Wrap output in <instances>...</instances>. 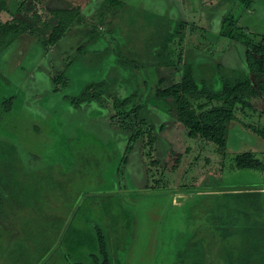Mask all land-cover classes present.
I'll return each instance as SVG.
<instances>
[{"label": "rangeland", "instance_id": "374dc122", "mask_svg": "<svg viewBox=\"0 0 264 264\" xmlns=\"http://www.w3.org/2000/svg\"><path fill=\"white\" fill-rule=\"evenodd\" d=\"M121 1L129 5L120 10L123 16L114 25L95 22L100 37L93 38L90 27L79 26L47 49L38 37L25 35L0 57V167L3 176L16 177L13 186L18 180L22 191L15 200L17 209L0 224V264L15 263L19 249L29 253L30 264H35L43 253L38 249L41 241L52 236L56 242L38 264L60 263L67 247L77 255L88 254L95 224L110 240L118 264H181L182 255L198 257L193 254L196 248L192 253L184 247L190 240L214 234L209 217L221 197L246 188L264 193V172L225 168L217 175L222 156L215 145H206L197 158L198 141L173 126L156 131L160 135L156 157L165 160L171 147L185 151L184 145L191 152L177 172L161 176L167 185L155 187L162 169L149 175V156L142 155L140 141L127 151L129 135L113 125L111 105L94 102L77 107L70 101L89 83L106 79L118 63L116 44L124 51L135 48L136 59H142L139 50L158 45L151 37L159 39L161 24L172 21L188 23L182 49L189 62L209 63L215 79L230 69H243L239 56L243 57L245 47L230 38L229 31L222 37L219 31L232 15L242 26L264 34V0H252L250 6L244 0ZM10 3L15 11L17 0ZM102 3L93 0L85 15L95 20ZM80 47L83 52L69 66V56ZM57 69H64L68 78V85L59 90L52 80ZM120 72L127 79L111 88L107 94L111 99L137 92L144 102L154 94L160 78L167 83L179 78L176 69L141 70L143 78L138 70ZM237 116L229 129V157L253 150L264 158V137L240 122L264 128V117L260 120L250 111ZM141 117L157 127L173 121L151 105L142 109ZM205 172L212 174L197 181ZM40 204H45L42 210L36 207ZM47 215L52 218L48 225L43 222ZM39 228L44 229L41 235L35 231ZM18 260L22 264L21 257Z\"/></svg>", "mask_w": 264, "mask_h": 264}, {"label": "trees", "instance_id": "16d2710c", "mask_svg": "<svg viewBox=\"0 0 264 264\" xmlns=\"http://www.w3.org/2000/svg\"><path fill=\"white\" fill-rule=\"evenodd\" d=\"M10 1L0 0V57L25 35L38 37L47 49L54 47L78 26L90 27L93 38L100 37L102 32L95 22H99V25L106 23L114 25L115 21L123 16L119 13L120 10L129 5L121 0H103L93 20L84 13L87 8L91 9L93 0H17L15 11ZM244 1L248 6L253 3L252 0ZM4 14L8 17L1 18ZM226 19L219 31L220 36H226V31H229L230 38L243 44L245 47L243 57L239 56L243 60V69H230L228 74L222 73L215 79L216 74L211 73L209 63L196 65L189 62L182 49L188 23L172 21L164 26L161 24L159 39L151 37L152 40H158V45H148L139 50L144 55L142 59H136L139 54L135 52V48L130 47L126 52L120 44H116L118 63L111 67L112 70L106 79L89 83L79 95L70 98L71 103L77 107L83 103L94 102L105 106L111 105L113 125L125 130L129 135L127 151L133 149L134 144L140 141L142 155L149 156L147 157L149 175L153 174V177L156 175L154 171L162 169L160 178L154 179L155 187L167 185L161 176L177 172L185 155L191 152V148L184 145L185 151L171 147L165 160L156 157L160 138L156 131L161 132L171 126L179 127V132L182 131L189 138L198 141L197 148L201 152L197 154V158L202 156L206 145H215L216 152L222 156V170L217 175H221L225 168L231 171L264 172V158L255 151H242L231 157L228 153L229 129L234 121H238L237 113L247 114V111H250L251 115L258 116L260 120L264 117V34H258L250 27L242 26L232 15ZM115 26L110 29V33L115 31ZM80 52H83L82 47L77 49L76 54L69 56L70 61L67 63L69 66L76 61ZM149 68H155L160 73L176 69L179 78L169 83L160 78L154 94L144 102L138 100L137 92L124 98L111 99L107 95L112 87L127 79L121 76L120 71L138 70L137 73L143 78L141 70ZM66 75L64 69L53 72L52 80L56 90L68 85ZM147 105L170 115L173 118L171 124L163 123L157 127L147 118L141 117V111ZM240 122L245 129L264 137V128L261 126ZM228 158L231 159L229 164ZM205 162L208 163L209 159L207 158ZM208 174L212 172H205L201 177L197 174V181ZM3 177H6V181ZM13 179H16L14 175L3 176L0 167V224L8 215L11 216L18 206L15 200L22 191L17 187L18 180L13 186ZM196 185L197 183L194 186ZM221 198L220 202L212 207L213 217H209L214 234L212 237L207 235V238L205 235H199L201 237L199 240H190L184 247L191 249L192 253L196 248L193 254L198 257L190 259L182 255L181 264H264V193L258 188H246L235 190L228 197ZM44 205L36 207L42 210ZM43 219L48 225L52 218L47 215ZM35 231L38 232L37 235H41L44 229L39 228ZM93 235V243L89 244L88 254L77 255L73 249L64 247L66 250L60 255L61 261L58 264H118L110 240L99 225H94ZM54 242L56 241L53 236L51 239L44 237L39 251L45 254L47 247ZM15 251H21L16 258L21 257L22 264L31 263L27 256L29 253L22 254L25 253L23 249ZM37 252L38 250L35 252L36 256ZM43 253L38 262L44 257ZM18 259L13 264H19Z\"/></svg>", "mask_w": 264, "mask_h": 264}, {"label": "crops", "instance_id": "0c3cea01", "mask_svg": "<svg viewBox=\"0 0 264 264\" xmlns=\"http://www.w3.org/2000/svg\"><path fill=\"white\" fill-rule=\"evenodd\" d=\"M79 27V26H78ZM82 27H85V26H82Z\"/></svg>", "mask_w": 264, "mask_h": 264}]
</instances>
